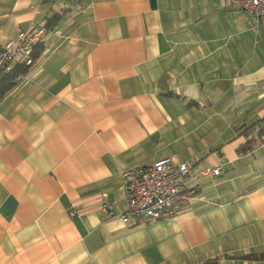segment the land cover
<instances>
[{
	"label": "crops",
	"instance_id": "1",
	"mask_svg": "<svg viewBox=\"0 0 264 264\" xmlns=\"http://www.w3.org/2000/svg\"><path fill=\"white\" fill-rule=\"evenodd\" d=\"M55 15L0 101V264H264V27L223 0H0V48ZM166 158L186 198L121 220L122 173Z\"/></svg>",
	"mask_w": 264,
	"mask_h": 264
},
{
	"label": "built area",
	"instance_id": "2",
	"mask_svg": "<svg viewBox=\"0 0 264 264\" xmlns=\"http://www.w3.org/2000/svg\"><path fill=\"white\" fill-rule=\"evenodd\" d=\"M226 5L237 8L253 17L264 27V0H223ZM46 31L43 26L20 32L14 42L0 48V77L15 64L31 66L33 48L43 43ZM190 167L170 158L147 166H137L122 173L126 195V211L119 215L127 221L129 217L144 222L165 219L173 214V207L185 199V190ZM219 169L208 170L204 175H215ZM101 211L108 218L115 216L111 206L103 204ZM74 215L73 213L71 214Z\"/></svg>",
	"mask_w": 264,
	"mask_h": 264
},
{
	"label": "trees",
	"instance_id": "3",
	"mask_svg": "<svg viewBox=\"0 0 264 264\" xmlns=\"http://www.w3.org/2000/svg\"><path fill=\"white\" fill-rule=\"evenodd\" d=\"M60 22L59 15H55L52 18H50L45 26V29L47 31H52L55 29ZM40 46V44L36 45L31 53V59L34 62L36 60V57L40 54L41 50L36 51L35 48ZM36 51V52H35ZM30 66L25 64L17 63L15 64L7 73H4L0 77V101L9 93L11 92L18 84L19 82L27 75L29 72ZM255 123L254 125H256ZM254 125H252L250 128H253ZM248 128V129H250ZM257 145V142L254 138L252 140H249L244 147L240 149V152L243 154L250 153L253 148ZM187 197L190 195L188 192H185Z\"/></svg>",
	"mask_w": 264,
	"mask_h": 264
}]
</instances>
